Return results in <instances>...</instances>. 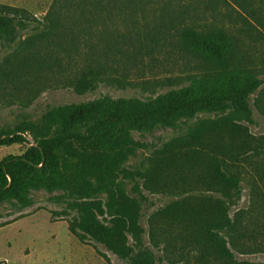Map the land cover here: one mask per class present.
Wrapping results in <instances>:
<instances>
[{
	"label": "trees",
	"instance_id": "obj_1",
	"mask_svg": "<svg viewBox=\"0 0 264 264\" xmlns=\"http://www.w3.org/2000/svg\"><path fill=\"white\" fill-rule=\"evenodd\" d=\"M201 1L53 0L44 19L33 28L35 33L21 43L11 68L0 69V81L49 79L83 95L94 92L107 77L109 65L123 57V61L136 57L148 48L169 44L203 55L217 64L222 74L212 81L198 80L169 90L147 102L135 98H99L52 107L39 121L41 126L27 123L14 132H0V147L28 145L22 155L9 156L0 162V201L10 197L30 207L32 201L23 193L37 187L62 189L79 200L104 195L102 204L76 203L80 217L68 224V231L82 243L91 238L119 260L165 264L137 253L145 250V232L140 221L142 207L148 202L141 188L156 193L154 190L168 184L194 187L203 182L211 185V189L217 188L216 197L207 194L211 189L199 190L198 195L188 193L185 206L191 200L202 201L199 210L193 212L191 207H178V202L173 201L149 218V237L159 248L158 238L166 244L169 242L166 237L171 239L168 236L175 232L177 249L182 254L196 248L199 261L216 255L223 259V264H237L223 238L227 237L231 249H235L233 235L237 229L229 218V208L239 201L246 180L253 208L259 218H264V177H259L261 173L264 175V170L260 173L255 169L258 177L243 179L230 172L232 167L222 160V163L214 162L217 163L214 173L210 175L206 171L208 177H203L197 164L202 161L203 152L215 154L214 149L224 145V135L213 133L225 132L227 136L233 132L230 128L235 123L253 120L250 97L264 83L254 63L264 62V50L258 49L264 44V7L252 6L253 0H217L225 4L230 1L237 8L233 10V22L239 24L236 36L231 31L234 29L223 23L198 25ZM215 2L210 1L214 5ZM211 11L217 14L216 8ZM29 22L19 10L0 6V42H13L17 31L26 29ZM246 40L252 45L242 52L241 45ZM260 105L255 103L257 107ZM216 112L227 113L220 124H201L192 132L189 147L198 142H207L208 146L206 151L191 150L184 157L185 169L180 167L183 177H170L166 182L163 177H154L159 171L156 168L137 173L138 177L122 171L131 142L126 134L128 130L150 131L160 125L173 126L180 118ZM235 135L243 143L242 133L238 131ZM215 157H209L211 163ZM197 173L199 177H195ZM215 209L218 218L212 220L211 227L210 223L208 227L202 226L207 223L203 216L209 214L205 212ZM246 234L254 240L263 236L264 223L251 226ZM197 241L209 245L205 254L193 246Z\"/></svg>",
	"mask_w": 264,
	"mask_h": 264
},
{
	"label": "rangeland",
	"instance_id": "obj_2",
	"mask_svg": "<svg viewBox=\"0 0 264 264\" xmlns=\"http://www.w3.org/2000/svg\"><path fill=\"white\" fill-rule=\"evenodd\" d=\"M210 1L202 0L199 4L196 23H223L230 29L233 28L231 31L237 36L239 24L233 22V10L237 8L230 1L225 4L216 0L215 5ZM52 2L53 0H0V6L17 9L23 18L30 20L26 29L17 31L13 42H0V69L11 68L13 59L20 52L21 43L35 33L33 28L44 19ZM251 3L255 7H264V0H253ZM211 8H216L217 14ZM251 45L247 40L244 41V45H241L242 52H247ZM262 45L258 49L264 50ZM123 60L124 57L114 65H109L107 77L97 85L94 92L83 95H77L71 89L63 88L49 79L44 82L33 78L28 79L29 81H0V132H14L27 123L41 126L39 121L52 107L85 103L99 98H135L147 102L169 90L189 86L198 80L212 81L222 74L221 68L203 55L189 53L174 44L148 48L136 57ZM254 63L259 67L260 78L264 81V62ZM257 102L261 103L258 107L255 106ZM250 106L253 109L252 122L235 123L230 128L233 132L227 136L225 132L213 133L225 137L224 145L214 149L215 154L203 152L207 149V142H198L196 146L189 147L193 141L192 132L201 124H220L227 113H200L191 119L180 118L173 126L160 125L150 131L128 130L126 134L131 142L127 148V160L121 169L138 177L137 173L156 168L159 171L154 177H163L167 182L170 177L185 175L180 167L185 169L184 157L192 150L203 152L202 161L197 164L203 177H208L206 171L210 175L214 173L217 164L214 165V162L222 163V160L225 165L232 167L230 172L233 171L237 177H258L255 171L261 173L260 170H264V83L250 97ZM238 131L242 133L243 143L235 135ZM213 134L210 135L211 138ZM27 139L30 143L33 142L31 137L28 136ZM27 149V144L0 147V162L9 156H20ZM209 157H215L213 163ZM195 177H199V174ZM259 177L264 175L261 173ZM138 182L143 185L142 181ZM168 185L154 190L156 193H149L141 188L148 202L142 207L140 221L145 232V250L137 252L138 255L151 256L157 262L165 264H223V259H218L216 255L206 256L204 261H199L200 253L196 248L182 254L177 249L179 242H176L175 232L168 236L171 239L166 237L169 241L166 244L158 238L159 248L150 239L148 221L155 212L173 201L178 202V207H191L192 212L198 211L199 201H202L191 200L185 206L186 196L188 193L198 195L199 190L211 189V185L203 182L194 187ZM242 186L239 201L229 208V218L235 222L237 229L233 235L235 249H231L228 238L221 235L237 264H264V235L254 240L249 239L246 234L251 226L264 223V218H259L253 208V197L246 180H243ZM131 187L132 184L128 186V190ZM214 189L217 188H212L207 194L216 197ZM23 195L32 201L30 207H24L10 197L0 201V264H132L131 261L119 260L89 237L83 243L79 242L68 231V224L78 221L80 217L79 210L74 205L85 202L102 204L105 202L104 195L79 200L71 198L65 190H47L42 187L28 188ZM205 213H209L203 216L207 223L202 226L208 227L210 223L211 227L212 220L218 218V211L210 210ZM99 219L103 220L101 217ZM193 246L202 250L203 254L209 247L202 241H197ZM215 249L214 247L213 250Z\"/></svg>",
	"mask_w": 264,
	"mask_h": 264
}]
</instances>
